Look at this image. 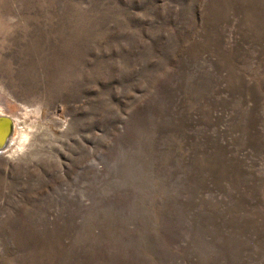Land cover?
I'll list each match as a JSON object with an SVG mask.
<instances>
[{
    "label": "rangeland",
    "instance_id": "obj_1",
    "mask_svg": "<svg viewBox=\"0 0 264 264\" xmlns=\"http://www.w3.org/2000/svg\"><path fill=\"white\" fill-rule=\"evenodd\" d=\"M0 111V264H264V0H0Z\"/></svg>",
    "mask_w": 264,
    "mask_h": 264
},
{
    "label": "water",
    "instance_id": "obj_2",
    "mask_svg": "<svg viewBox=\"0 0 264 264\" xmlns=\"http://www.w3.org/2000/svg\"><path fill=\"white\" fill-rule=\"evenodd\" d=\"M0 124H5L3 128L5 135L0 137V153H2L12 140L15 124L10 116L4 114H0Z\"/></svg>",
    "mask_w": 264,
    "mask_h": 264
},
{
    "label": "bare ground",
    "instance_id": "obj_3",
    "mask_svg": "<svg viewBox=\"0 0 264 264\" xmlns=\"http://www.w3.org/2000/svg\"><path fill=\"white\" fill-rule=\"evenodd\" d=\"M0 114H4L3 112H1L0 111ZM5 115V114H4ZM14 124H15V121H14ZM5 127V124H0V137L1 136H4L5 135V133H4V131H3V128ZM16 130V124H15V129H14V131ZM15 133V132H14ZM14 133H13V135H14ZM22 135V134H21ZM13 137V136H12ZM22 140H25V136H24V134L22 135ZM13 142V141H12ZM21 142V141H20ZM22 145H23V143L22 144H19V147H22ZM2 153H0V156H2L1 155Z\"/></svg>",
    "mask_w": 264,
    "mask_h": 264
}]
</instances>
